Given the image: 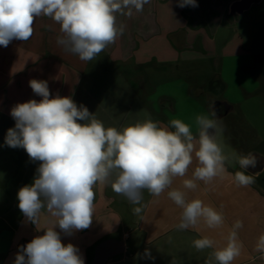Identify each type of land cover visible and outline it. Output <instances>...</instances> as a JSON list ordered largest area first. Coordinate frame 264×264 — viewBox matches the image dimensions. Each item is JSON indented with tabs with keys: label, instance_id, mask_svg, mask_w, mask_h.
<instances>
[{
	"label": "clouds",
	"instance_id": "1",
	"mask_svg": "<svg viewBox=\"0 0 264 264\" xmlns=\"http://www.w3.org/2000/svg\"><path fill=\"white\" fill-rule=\"evenodd\" d=\"M150 0H0V46L12 40L28 41L34 33V21L44 16L59 25L57 44L81 61L94 60L109 44L123 35L125 26L117 23L116 14L131 16L143 11ZM178 7H198L197 0H178ZM126 10V11H125ZM33 92L42 97L18 103L10 110L15 126L7 130L5 144L23 148L33 161L41 162L33 183L17 193L18 207L25 219L36 227L46 213L43 235L21 246L14 264H85L79 249L64 245L57 227L66 235L91 226L94 217V186L110 184L112 190L132 204H140L142 191L159 197L170 189L175 177H185L193 163L198 166L184 189L195 190L197 182L211 183L227 172L226 162H235L244 171H236L238 186L254 183L245 169L255 166L253 155H241L234 149L226 153L224 127L216 112L195 118L197 134L180 119L168 125L147 119L121 130L107 127L83 104L77 106L70 96L50 98L48 82L31 79ZM82 121V123L78 122ZM174 129V130H171ZM167 196L182 209L179 230L209 229L224 226L222 211L200 199H187V193L172 188ZM134 214L142 212L133 208ZM237 220L226 236V244L217 247L208 236L193 241L198 250L213 248L206 264H233L243 249ZM198 230V229H197ZM254 250L264 261V233L257 238ZM139 258L153 259L149 249Z\"/></svg>",
	"mask_w": 264,
	"mask_h": 264
},
{
	"label": "rangeland",
	"instance_id": "2",
	"mask_svg": "<svg viewBox=\"0 0 264 264\" xmlns=\"http://www.w3.org/2000/svg\"><path fill=\"white\" fill-rule=\"evenodd\" d=\"M226 1L207 0L213 5L199 11L186 6L177 13L185 21L175 26L152 27L146 23L142 42L146 47L150 39L158 42L155 54L144 58H136L137 52L132 51L136 40H130V32L137 31L139 22L128 20L127 25L120 13L116 17L117 23L125 26L123 35L87 62L57 44L59 26L49 18L43 42L29 41L26 47L28 44L30 69L50 72L40 78L33 74L32 79L48 81L52 98L58 94L56 84L61 80L52 69H75L71 74L75 89L65 90L64 96H70L77 106H86L105 128L117 130L147 119L165 125L180 119L197 134L196 116L213 112L216 100L225 101L231 105L230 112L223 118H210L222 122L226 153L234 149L241 155H264V0L237 18L229 15L227 5H220ZM197 12L203 13L200 21L189 15ZM153 13L144 10L146 22ZM170 28L175 32L170 33ZM19 50L15 52L23 53ZM30 99L40 101L42 97L33 90L18 93V103ZM6 123L7 130L15 126L13 118ZM40 163L31 160L23 148H11L5 144V137L0 138V264H14L21 242L34 228L18 207L17 193L33 183ZM229 164L244 171L234 161ZM256 181L264 187V171ZM55 230L64 245L73 244L83 257L82 247L59 227Z\"/></svg>",
	"mask_w": 264,
	"mask_h": 264
},
{
	"label": "crops",
	"instance_id": "3",
	"mask_svg": "<svg viewBox=\"0 0 264 264\" xmlns=\"http://www.w3.org/2000/svg\"><path fill=\"white\" fill-rule=\"evenodd\" d=\"M200 1L197 0L198 7H194L198 11L208 8L212 4H208L207 0ZM233 1L227 0L225 4L220 3V5H224V7L227 5V11H229V6ZM177 5L178 0H150L148 4L144 5L143 11L133 10L131 17L123 15L127 25L131 21L139 22L137 31L134 33L137 37L134 39L133 32H130L131 36L128 34L130 40H136L132 49L138 54L136 58L150 57L157 51V40L146 41L148 45L151 42L147 47L145 42H142L143 36L146 34L144 32L146 23L152 27H168V25L175 26L179 21L184 20L177 13L185 7L181 8ZM194 8L192 7L193 10ZM148 9L154 13L146 22L144 10ZM189 15L198 21L203 17V13L200 12L189 13ZM48 19L44 16L35 19L33 36L24 42L25 46L21 40H12L7 47L0 46V116H2L0 138L6 136L8 127L5 126V122L8 123L12 118L10 110L18 104V93L32 90L29 81L33 78V74L41 75L37 76L40 78L50 72V69H30L32 63L28 60L30 58V53L27 50L28 44L26 47V43L29 41L43 42V29ZM55 26L59 25L55 23ZM169 32L174 33L175 30L171 29ZM139 39L141 40L140 44L137 43ZM122 47L123 45H121ZM16 49H20L19 51L23 53H16ZM117 50L123 51L124 49L118 48ZM124 51L128 52V50ZM132 56L133 54H130L129 57ZM52 70L61 76V80L56 84L58 86L55 85L58 95L64 97L67 94L65 90L73 92L75 78L71 74L75 69H65L62 66V69ZM47 77L45 79H48ZM72 92H69L68 95ZM27 101L23 100L21 103ZM196 166H198V162L193 154V163L185 177H175L171 188L165 190L159 197L151 195L146 189L143 190L140 204L130 203L126 197L115 193L110 184L97 183L94 186V217L91 226L84 230L74 231L72 235L68 236L69 240L76 243V246L83 248L85 264H91L95 247L108 238L122 242L124 251L110 258L105 264H206L214 249L198 251L193 246V241L202 236H208L216 242L217 247H222L226 244L225 238L228 231L237 220L243 222V227L239 229L238 235L244 247L241 255L233 261V264H264V261L259 258L260 254L254 250L257 238L264 233V187L256 181L264 171V167L257 173L245 170L253 177L254 183L249 186H238L234 181V174L239 169L226 162L227 172L223 177H217L207 184L198 181V187L195 190L184 189L183 180L191 178ZM172 188L185 191L189 200L200 199L205 204L222 211L225 217L224 226L218 229H209L201 222L197 226L198 230L177 229L176 225L179 223L182 209L167 196V192ZM135 207L142 208L139 215L134 214L133 208ZM45 227V216L42 214L40 224L37 227L34 225V228L30 230L29 236L25 240L26 245L34 237L43 233ZM146 248L150 250L153 259L138 257L137 254L142 256ZM212 264H217L214 258H212Z\"/></svg>",
	"mask_w": 264,
	"mask_h": 264
},
{
	"label": "water",
	"instance_id": "4",
	"mask_svg": "<svg viewBox=\"0 0 264 264\" xmlns=\"http://www.w3.org/2000/svg\"><path fill=\"white\" fill-rule=\"evenodd\" d=\"M262 0H234L229 6V15L235 18L239 14L248 10L254 4L260 3ZM218 103H215L214 111H218ZM256 159L255 166H249L247 169L250 173H257L264 167V155L258 152H252ZM124 251V244L114 238H108L97 244L94 250L91 264H105L110 258L115 257Z\"/></svg>",
	"mask_w": 264,
	"mask_h": 264
},
{
	"label": "flooded vegetation",
	"instance_id": "5",
	"mask_svg": "<svg viewBox=\"0 0 264 264\" xmlns=\"http://www.w3.org/2000/svg\"><path fill=\"white\" fill-rule=\"evenodd\" d=\"M215 103H218V109L219 110L218 111H215L216 114H217L216 116L218 118H223L224 116H226L230 112L231 105H228L227 102L221 101V100H216L214 102V104L212 105L213 111L215 109ZM21 246H26V241L25 240H23L21 242Z\"/></svg>",
	"mask_w": 264,
	"mask_h": 264
}]
</instances>
